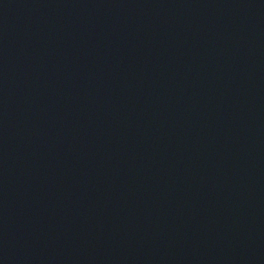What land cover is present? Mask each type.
Returning <instances> with one entry per match:
<instances>
[{"label": "water", "instance_id": "1", "mask_svg": "<svg viewBox=\"0 0 264 264\" xmlns=\"http://www.w3.org/2000/svg\"><path fill=\"white\" fill-rule=\"evenodd\" d=\"M0 264H264V0H0Z\"/></svg>", "mask_w": 264, "mask_h": 264}]
</instances>
